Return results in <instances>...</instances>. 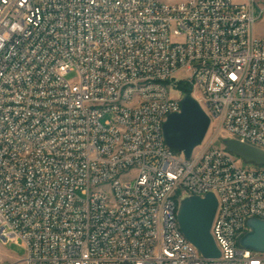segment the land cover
I'll return each mask as SVG.
<instances>
[{"label":"built area","instance_id":"built-area-1","mask_svg":"<svg viewBox=\"0 0 264 264\" xmlns=\"http://www.w3.org/2000/svg\"><path fill=\"white\" fill-rule=\"evenodd\" d=\"M262 14L256 0H0V242L24 264H264L239 245L264 221V165L210 139L184 159L157 137L181 82L214 139L264 151ZM205 189L215 259L191 256L177 223Z\"/></svg>","mask_w":264,"mask_h":264},{"label":"water","instance_id":"water-1","mask_svg":"<svg viewBox=\"0 0 264 264\" xmlns=\"http://www.w3.org/2000/svg\"><path fill=\"white\" fill-rule=\"evenodd\" d=\"M181 110L171 114L163 124L165 142L169 148L189 158L192 151L205 139L210 119L201 106L188 93L181 98ZM226 151L240 158L244 164L264 165V151L229 139L224 142ZM217 210L214 194L203 198L184 197L177 210V223L186 240L203 258L215 259L220 252L211 236L210 229ZM247 232L239 245L256 253H264V221H247Z\"/></svg>","mask_w":264,"mask_h":264},{"label":"rangeland","instance_id":"rangeland-1","mask_svg":"<svg viewBox=\"0 0 264 264\" xmlns=\"http://www.w3.org/2000/svg\"><path fill=\"white\" fill-rule=\"evenodd\" d=\"M235 2H244L246 3L248 0H234ZM256 2L264 7V0H256ZM253 34L258 37V38H264V14L256 21L254 28H253ZM76 74L75 73H69L66 76V79L68 81H75ZM171 95L172 97H181L183 94L181 90L176 86V83L173 82L171 84ZM213 131L209 130L205 139H210L215 143V146L221 147L224 145V140L222 139L221 136H218L216 139H214V134L212 133ZM238 163L241 167L244 168H253L251 165H246L242 162L240 158H238ZM135 176L134 172H128L127 174L124 173L121 177L120 180L121 182H129L133 179ZM24 257V250L21 246H17L13 243H8L6 245H3L0 242V264H5V263H10V264H24L20 263V261Z\"/></svg>","mask_w":264,"mask_h":264},{"label":"bare ground","instance_id":"bare-ground-1","mask_svg":"<svg viewBox=\"0 0 264 264\" xmlns=\"http://www.w3.org/2000/svg\"><path fill=\"white\" fill-rule=\"evenodd\" d=\"M168 116L169 115H163L162 119H161V123L158 124V126H157L158 142H165L164 132H163V124L165 123ZM201 148H203V142L192 151L189 158L184 157V159H191L192 154H196L197 151L201 150ZM208 193H212V189H205V195ZM179 232H180L181 238H185L184 235L182 234V232L180 231V229H179ZM190 254H191V256H199V252L193 246H190Z\"/></svg>","mask_w":264,"mask_h":264},{"label":"trees","instance_id":"trees-1","mask_svg":"<svg viewBox=\"0 0 264 264\" xmlns=\"http://www.w3.org/2000/svg\"><path fill=\"white\" fill-rule=\"evenodd\" d=\"M176 86L181 90L182 94H186L189 91V88L181 82H176Z\"/></svg>","mask_w":264,"mask_h":264}]
</instances>
